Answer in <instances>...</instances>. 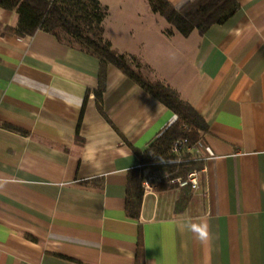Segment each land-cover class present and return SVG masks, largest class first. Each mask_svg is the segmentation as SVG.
<instances>
[{
	"label": "crops",
	"instance_id": "1",
	"mask_svg": "<svg viewBox=\"0 0 264 264\" xmlns=\"http://www.w3.org/2000/svg\"><path fill=\"white\" fill-rule=\"evenodd\" d=\"M99 1L111 46L206 121L187 149L198 186L158 187L130 215V171L175 114L112 64L99 108L96 55L1 27L0 264H264V0L188 36L147 0Z\"/></svg>",
	"mask_w": 264,
	"mask_h": 264
},
{
	"label": "trees",
	"instance_id": "2",
	"mask_svg": "<svg viewBox=\"0 0 264 264\" xmlns=\"http://www.w3.org/2000/svg\"><path fill=\"white\" fill-rule=\"evenodd\" d=\"M147 1L152 12L161 15L183 36H188L193 30L202 34L211 25L224 23L239 8L236 0H191L179 8L167 0ZM0 8L13 11L18 16L15 28L1 23L0 28L19 36L33 35L42 30L67 46L99 58V87L95 92L99 108L105 88V68L112 64L175 114L174 121L159 133L144 152L138 154L139 167L130 171L126 202V210L130 215L137 217L140 212L144 169L161 174L160 188L178 185L169 183V179L187 180L195 164L187 149L207 131V123L172 87L144 76L136 58L120 54L111 46L104 37L103 22L108 14L106 5L99 0H0ZM166 33H171V29H167ZM0 126L15 129L6 123L0 122ZM179 140L185 142L184 148L179 153H173L172 144ZM188 185L187 182L183 186ZM186 199L182 195L180 202Z\"/></svg>",
	"mask_w": 264,
	"mask_h": 264
},
{
	"label": "built area",
	"instance_id": "3",
	"mask_svg": "<svg viewBox=\"0 0 264 264\" xmlns=\"http://www.w3.org/2000/svg\"><path fill=\"white\" fill-rule=\"evenodd\" d=\"M184 144L185 142L183 140L175 141L172 144L171 151L173 153H179L183 150ZM165 177H167V175H165ZM161 182L162 176L158 171L150 172L148 168L143 170V194L155 192ZM187 182L191 184L192 188H196L198 186V179L195 172L190 173L186 181H180L178 179H169V183H178V185L180 186L186 184Z\"/></svg>",
	"mask_w": 264,
	"mask_h": 264
},
{
	"label": "clouds",
	"instance_id": "4",
	"mask_svg": "<svg viewBox=\"0 0 264 264\" xmlns=\"http://www.w3.org/2000/svg\"><path fill=\"white\" fill-rule=\"evenodd\" d=\"M195 235L198 239H203L206 237L207 235V225L204 224L202 225V227L200 228H196L195 229Z\"/></svg>",
	"mask_w": 264,
	"mask_h": 264
},
{
	"label": "rangeland",
	"instance_id": "5",
	"mask_svg": "<svg viewBox=\"0 0 264 264\" xmlns=\"http://www.w3.org/2000/svg\"><path fill=\"white\" fill-rule=\"evenodd\" d=\"M134 65V64H133ZM144 73V72H143ZM146 73V72H145Z\"/></svg>",
	"mask_w": 264,
	"mask_h": 264
}]
</instances>
